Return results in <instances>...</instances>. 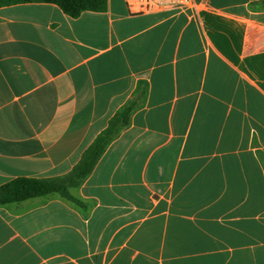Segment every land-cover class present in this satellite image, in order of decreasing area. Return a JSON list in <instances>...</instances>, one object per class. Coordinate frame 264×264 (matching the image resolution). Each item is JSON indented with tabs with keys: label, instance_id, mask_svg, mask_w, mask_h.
I'll use <instances>...</instances> for the list:
<instances>
[{
	"label": "crops",
	"instance_id": "0c3cea01",
	"mask_svg": "<svg viewBox=\"0 0 264 264\" xmlns=\"http://www.w3.org/2000/svg\"><path fill=\"white\" fill-rule=\"evenodd\" d=\"M192 1L0 8V186L68 174L137 104L81 204L0 206V264H264V0Z\"/></svg>",
	"mask_w": 264,
	"mask_h": 264
},
{
	"label": "trees",
	"instance_id": "16d2710c",
	"mask_svg": "<svg viewBox=\"0 0 264 264\" xmlns=\"http://www.w3.org/2000/svg\"><path fill=\"white\" fill-rule=\"evenodd\" d=\"M25 3L55 4L72 18L80 17L85 11L105 12L108 7V0H0V8ZM136 107V102H131L120 109L68 174L55 178L21 177L0 186V206L22 203L52 194H58L68 201L81 204L73 197L72 189L80 187L93 173L107 148L130 125Z\"/></svg>",
	"mask_w": 264,
	"mask_h": 264
},
{
	"label": "built area",
	"instance_id": "2783aa9c",
	"mask_svg": "<svg viewBox=\"0 0 264 264\" xmlns=\"http://www.w3.org/2000/svg\"><path fill=\"white\" fill-rule=\"evenodd\" d=\"M132 15L155 12L160 9L183 10L192 6V0H125Z\"/></svg>",
	"mask_w": 264,
	"mask_h": 264
}]
</instances>
